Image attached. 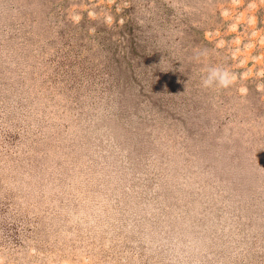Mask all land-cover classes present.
Wrapping results in <instances>:
<instances>
[{
	"label": "rangeland",
	"instance_id": "obj_1",
	"mask_svg": "<svg viewBox=\"0 0 264 264\" xmlns=\"http://www.w3.org/2000/svg\"><path fill=\"white\" fill-rule=\"evenodd\" d=\"M0 264H264V0H0Z\"/></svg>",
	"mask_w": 264,
	"mask_h": 264
},
{
	"label": "clouds",
	"instance_id": "obj_2",
	"mask_svg": "<svg viewBox=\"0 0 264 264\" xmlns=\"http://www.w3.org/2000/svg\"><path fill=\"white\" fill-rule=\"evenodd\" d=\"M234 76H230L227 71H222L220 69H211L208 76L203 79L202 83L204 87H210L213 84H218L221 87H227L231 79Z\"/></svg>",
	"mask_w": 264,
	"mask_h": 264
}]
</instances>
